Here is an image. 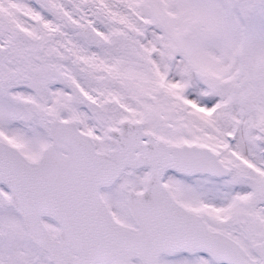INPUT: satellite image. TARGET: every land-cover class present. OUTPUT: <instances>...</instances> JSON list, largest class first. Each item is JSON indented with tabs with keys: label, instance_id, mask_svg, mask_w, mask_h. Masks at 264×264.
<instances>
[{
	"label": "snow or ice",
	"instance_id": "1",
	"mask_svg": "<svg viewBox=\"0 0 264 264\" xmlns=\"http://www.w3.org/2000/svg\"><path fill=\"white\" fill-rule=\"evenodd\" d=\"M0 264H264V0H0Z\"/></svg>",
	"mask_w": 264,
	"mask_h": 264
}]
</instances>
